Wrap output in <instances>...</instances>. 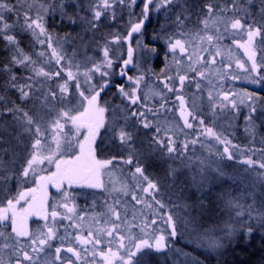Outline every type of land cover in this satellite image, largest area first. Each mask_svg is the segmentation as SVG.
<instances>
[{"label": "snow or ice", "instance_id": "obj_1", "mask_svg": "<svg viewBox=\"0 0 264 264\" xmlns=\"http://www.w3.org/2000/svg\"><path fill=\"white\" fill-rule=\"evenodd\" d=\"M140 4L137 14L138 0H88L86 14L79 16L85 11L80 0H0V40L9 52L0 62V264H136L134 258L143 249L168 248V238L175 237L181 225L190 227L210 249L239 233L250 237L264 230V199L254 191L223 192L225 217L201 228L195 217L180 215L179 208L187 204L164 199V179L149 173L145 163L146 156L158 154L162 160L179 159L181 168L195 164L193 180L202 185L208 171L224 175L218 161L226 159L242 164L253 186L264 182V136L257 142L256 123L258 115L264 117V96L234 87L241 80L264 85V0ZM117 6L129 9L126 30L97 36L109 13L116 18ZM56 13L73 24L79 19L83 27L85 35L78 34L80 45L71 54L65 44L72 37L53 35L46 26V17ZM153 13L165 17L153 37L166 49L165 64L159 74L153 73L157 85L142 88L147 72L141 71L138 57L158 54L156 46L142 40ZM17 30L30 35L34 51H25ZM226 39L242 49L246 59L233 60L232 46L223 44ZM132 67L138 74H129ZM117 76L127 82H116ZM192 85L194 99L186 104V90ZM113 87L120 102L102 103L103 94ZM169 93L178 108L174 102L169 106ZM173 111L182 125L167 118ZM241 116L248 138L243 145L234 142L230 131ZM105 136L118 151L110 159H98L97 141ZM197 145L208 155L197 156ZM117 166H124L122 173L126 170L130 181L109 188L99 177ZM179 170L169 164L164 177L175 178ZM12 181L15 194L9 188ZM49 187L60 197L50 198ZM74 188L106 194L101 210L91 216L78 211ZM121 195H131L140 206L139 216L133 211L128 219L129 202ZM30 217L43 223L31 229ZM161 224L163 228L157 227Z\"/></svg>", "mask_w": 264, "mask_h": 264}, {"label": "rangeland", "instance_id": "obj_2", "mask_svg": "<svg viewBox=\"0 0 264 264\" xmlns=\"http://www.w3.org/2000/svg\"><path fill=\"white\" fill-rule=\"evenodd\" d=\"M65 2L70 3L71 0H65ZM189 2L193 6H197L202 2V0H189ZM12 3H16V0H12ZM80 3L84 5L85 11H79L78 15L83 16L86 14L88 0H80ZM141 6L142 5L140 4V0H138V6L134 8V11L137 14H139V8ZM115 10L116 18L112 19L111 13H109V15L102 21L100 25V31L97 33V36L108 33H122L126 30V27L129 22V9L120 8L119 6H117ZM197 10L198 9L194 7V11ZM67 11L69 13H73L72 8H68ZM152 18L154 26L153 28L149 27L150 29L148 28L147 30L143 31L142 40L149 46H156L158 54H151L145 52L143 55L138 57L141 64V71L147 72V76L142 84V88L144 87V85H148L151 87H155L157 85L158 81L156 79V76L153 75V73L159 74L165 64L163 57L166 49L162 42L153 38L157 33L160 32L161 25L165 22V17L163 13L159 15L153 13ZM191 19L193 22H195L196 15H193ZM72 25H76L78 29L82 31L79 34L80 36L85 35L79 19H77V22L75 24L72 23ZM85 38L87 39V37ZM237 39H239V37H237ZM69 42L65 44V48L67 52L71 54L73 48L80 45V41L76 38V44H72L74 43V40H71ZM223 44L226 48L229 45L232 46L233 51L231 53V56L233 60L236 57L246 59V57H244L243 50L236 48L235 45H232L231 39L224 40ZM113 47H115V45ZM91 54L92 50L89 49V55ZM227 58L228 57L226 55L225 61L227 60ZM156 60H158V64H156ZM233 67H235L234 63ZM129 74H138L137 69L135 67L130 68ZM172 74H175L174 70ZM162 78L163 77H161V79ZM123 82H125V80H122V83ZM232 84L233 82L229 81V85L231 86ZM159 87L163 88V85L160 84ZM234 87L237 90L248 89L250 91L256 92L261 96H264V85H251L241 80L235 82ZM195 92V85H192L186 90V104H190L193 102V93ZM168 95H171V106H173L174 102L175 108H178L179 102L175 101L174 94L169 93ZM112 96L113 95L109 93L107 97L103 100V102H120V98L118 96H113L114 99ZM206 99L207 91L203 93V100L206 101ZM155 102L159 103L158 101ZM195 102L198 104L201 103L200 100H195ZM201 107L204 108V110L206 111L205 105L201 104ZM166 116L169 120L172 121V123L179 122L181 125L183 123L182 121H180L179 114L176 111L170 112V114ZM221 123L224 122L221 121ZM256 123L258 125L259 132V136L257 137L258 142L259 137L264 136V117L258 115ZM230 131H233L234 133L232 136L234 142L242 145L248 143V138L246 136V133L244 132L243 116H241L237 121L236 127L234 129H231ZM99 142H104L105 145L109 148V151L105 150V153L104 150L102 151L100 148L97 147L98 159H110L112 156L117 154L118 150L114 148L110 139L107 136L103 137L102 139H98L97 144ZM196 155L207 156L208 153L205 152L204 149L200 148L199 145H197ZM212 159L215 158L213 157ZM145 163L148 165L149 173L153 175H160L164 179L161 188V194L163 195L164 199L176 205L187 204V208H179L180 215L182 217H195L198 220L201 228H206L211 225L217 224L221 221V219L225 217L224 209L220 200V196L223 192L227 191L235 195H240L247 194L250 191H254L258 198L264 199V182L258 181L253 186L251 174L245 171V167L242 164L236 163L235 161H228L226 159L223 161H218L220 167L224 170V175H216L215 173L208 171V179L202 185H198L193 180V177L198 171V168L195 164L188 168H181L179 164V159H177L176 161L162 160L159 158L158 154L146 156ZM169 164L180 169L175 178L164 177L165 169L168 167ZM122 167L124 166H117L102 172L99 179L102 180L105 185H107L109 188L112 187L114 182L116 184V187H119L121 182L130 181V177L128 176L127 171L125 170L122 173ZM9 188L11 189L12 194H15L17 190L15 181H12L9 184ZM72 191L74 193L75 204L77 206L78 211L83 210L84 212L88 213L89 216H91L95 212L101 210L106 194L100 192L99 190L89 188H74L72 189ZM116 195L118 194L113 193V196ZM59 197L60 194L56 196V198ZM121 198L126 199L129 202L128 219H132L133 211H135L137 216L140 215V206L135 205V201L132 200L131 195H128L127 197L121 195ZM210 204L213 206L215 212L214 217L211 218L206 215L205 210L208 209ZM142 220L143 218L141 217V219L138 220L137 223H142ZM42 223V221L37 220L36 223H34L30 228L35 229L37 225ZM157 227L163 228L164 225H157ZM136 234H139L138 229L136 230ZM253 237L258 240L264 241V230L258 229L250 237H245L243 233H239L233 237H230L227 240H223L222 246L218 249H210L198 240L196 234L192 231L190 227L185 228L183 225H181L178 234L175 237L168 238V248H165L163 251L159 252L155 251L154 249L145 248L137 255V257L134 258V260L136 261V264H205V257L209 254L211 256H214L216 254L221 255L224 251L230 249L231 246L234 244V248L238 246L239 250L245 249L247 248L245 246L249 245L250 242L253 241V239H251ZM259 249L262 251L264 249V246H261V248L259 247Z\"/></svg>", "mask_w": 264, "mask_h": 264}, {"label": "trees", "instance_id": "obj_3", "mask_svg": "<svg viewBox=\"0 0 264 264\" xmlns=\"http://www.w3.org/2000/svg\"><path fill=\"white\" fill-rule=\"evenodd\" d=\"M9 19L14 20L15 16L10 15ZM46 26L49 32H51L53 35H59L61 37L65 35H70L72 37V40H74V43L72 44L77 43L76 38L78 34L82 32L81 30L78 29L76 25H72V23H70V21L67 18L61 19L59 13H56L55 15L47 16ZM16 35H17V38L20 40L21 46L25 49V51H29V52L34 51L33 44H32V38L30 37L29 34L19 32L17 30ZM8 55H9V52L6 51L5 49V43L2 40H0V62L6 60ZM156 64H158V60H156ZM117 78H115L116 82H118ZM2 79L3 78L0 77V82H2ZM114 92H115L114 87L107 89L106 92L103 94V100L107 97L109 93L113 95ZM205 210H206V215H208L210 218L214 217L215 212L211 204L208 207V209H205ZM251 239H253V241H251L249 245H246L245 247L247 248L245 249L239 250L238 246L234 248V245H235L234 244L231 246L230 249L224 251L221 255L216 254L214 256H211L209 254L208 256L205 257L206 258L204 260L205 264H260V263L262 264L264 263V249L262 251L259 249V247L261 248V246H264V241L258 240L254 237Z\"/></svg>", "mask_w": 264, "mask_h": 264}, {"label": "flooded vegetation", "instance_id": "obj_4", "mask_svg": "<svg viewBox=\"0 0 264 264\" xmlns=\"http://www.w3.org/2000/svg\"><path fill=\"white\" fill-rule=\"evenodd\" d=\"M139 12H140V8H139ZM153 26H154V24H153V18H152V16H151V18H150V20L148 21V22H146V25H145V27H144V29H143V31H145V30H147L149 27L150 28H153ZM149 28V29H150ZM121 81V82H120ZM118 82L119 83H122V80L120 79V78H118ZM123 83H125V82H123ZM169 97H171V95H169ZM102 103H103V96H102V101H101ZM156 104H157V107H158V103L157 102H155ZM172 105V100H170L169 101V106H171ZM168 114H170V113H167L166 115H168ZM139 146V145H138ZM98 148H100L102 151L104 150V152H105V150L106 151H109V148L105 145V143L104 142H99L98 143ZM106 153V152H105ZM52 170H53V168H52ZM29 187H32V186H34L33 184H30V185H28ZM60 193H58V192H52L51 193V197L50 198H52V197H56V196H58ZM38 219H36L32 224H31V226L34 224V223H36V221H37ZM30 226V227H31Z\"/></svg>", "mask_w": 264, "mask_h": 264}, {"label": "water", "instance_id": "obj_5", "mask_svg": "<svg viewBox=\"0 0 264 264\" xmlns=\"http://www.w3.org/2000/svg\"><path fill=\"white\" fill-rule=\"evenodd\" d=\"M125 47V55H126V45L124 46ZM125 82H127L126 80H125ZM82 138V137H81ZM55 170V168H54V166H53V171ZM35 186V185H34ZM34 186H32V187H34ZM52 192H57L56 191V189L55 188H51V187H49V189H48V193H49V197H51V193ZM38 197L41 195V193L40 192H37V194H36ZM36 220V218L35 217H30L29 218V221H28V224H29V227L31 226V224L34 222Z\"/></svg>", "mask_w": 264, "mask_h": 264}]
</instances>
